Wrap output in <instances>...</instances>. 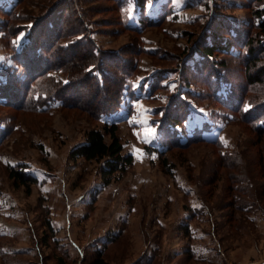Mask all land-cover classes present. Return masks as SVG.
Here are the masks:
<instances>
[{
    "label": "rangeland",
    "instance_id": "1",
    "mask_svg": "<svg viewBox=\"0 0 264 264\" xmlns=\"http://www.w3.org/2000/svg\"><path fill=\"white\" fill-rule=\"evenodd\" d=\"M56 1L22 0L17 35L0 29V264H88L98 250L108 264H264V131L217 99L243 92L244 61L229 58L228 68L201 77L210 61L194 54L185 74L177 56L212 24L226 37L219 17L248 21L264 1L247 8L242 0H146L147 17L160 21L139 33L123 28L119 14L140 24L136 0L67 2L64 28L65 16L82 20L102 54L116 50L117 61L137 63L120 95L116 88L121 106L112 112L97 110L103 91L89 76L78 80L76 69L49 66L30 79L21 59L36 52L31 27ZM14 2L0 0V25ZM263 68L264 54L256 69ZM71 79L79 104L58 94ZM255 86L244 110L264 100V79ZM113 123L133 159L106 184V159L73 158L72 150L88 129ZM196 132L201 137L189 139ZM10 166L36 178L30 190L16 184Z\"/></svg>",
    "mask_w": 264,
    "mask_h": 264
},
{
    "label": "trees",
    "instance_id": "2",
    "mask_svg": "<svg viewBox=\"0 0 264 264\" xmlns=\"http://www.w3.org/2000/svg\"><path fill=\"white\" fill-rule=\"evenodd\" d=\"M22 0H17L14 2L12 7L9 9H3V14L5 19L1 22L0 29L4 30L5 37L13 38L22 28L21 25H17L16 21L19 20L17 17V8ZM139 6V22L140 24L127 25L122 21V16L120 14V24L129 31H135L137 33L142 32L141 29L145 25H150L156 23L160 20H151L147 17L146 0H136ZM264 0H242V6L247 8L254 3H262ZM72 3V0H60L53 2L49 5V8L45 10L44 14L40 17L35 24L32 25L30 30V38L32 40L31 50L36 51L33 55H25L21 61L24 64V67L30 72V79L34 80L40 78L42 74L46 71L49 66H64L67 71H72L76 69V76L78 80H83V75L89 76L93 80V88H96L98 91H103L102 99H106V103L102 105H97L99 109H104L107 112H112L121 106L119 101V96L117 98V89L119 88V95L122 93L123 89L127 84V78L131 75L132 72L136 70L137 63L132 61V58L122 59L117 61V52L113 50L107 54H102L101 46L93 42L91 30L87 25L82 21L78 20V23H74V19H70V15L65 16L66 26L64 28L65 22L60 23V17L62 14L68 10L69 3ZM120 4V1H117L115 6ZM167 4V3H165ZM235 2V6H237ZM62 5V6H61ZM168 5V4H167ZM2 6V5H1ZM48 7V6H47ZM2 8V7H0ZM118 11L119 8L117 7ZM165 11H162L164 14ZM264 7L255 8L252 12L251 18L247 21H240V23H235L231 20L220 19L222 28H225L226 37L222 38L223 32H218L212 28L209 31H204L203 34L197 37L194 42L188 47L183 48L181 53H178L177 56L181 57L182 72L185 74L189 71V64L187 61L195 56L194 54L198 53L202 59H207L210 63L205 64V67L200 68L197 75L208 77V75L213 74L215 68H228L229 58L239 61L240 59L244 61L241 64L244 66V81L243 82V92H236L233 94V97L230 99H224L223 97H214L221 101V103L226 106L229 110L241 114L244 121H249L253 123L256 127V130L259 132L264 131V124H258L257 120L259 118H264V100L253 102L250 104L252 107L249 109H243L245 106V100L247 94L250 90H256V84L260 83L264 79V68L257 70L256 67L259 66V63L264 54ZM164 17V16H162ZM149 18V19H147ZM260 18V20H259ZM16 19V20H15ZM65 29V31H63ZM255 29L254 31H252ZM191 35V34H190ZM192 36V35H191ZM91 39H90V38ZM86 38L88 41H86ZM88 45L87 51L79 49V46ZM235 44L240 48L238 54L232 53L230 50L231 46ZM26 50V49H25ZM70 50V54L66 55V52ZM143 49L140 46V51ZM146 50V49H144ZM27 51V50H26ZM86 53H83V52ZM139 51V52H140ZM28 52V51H27ZM73 52V53H72ZM147 52V51H146ZM47 53L49 56H44ZM218 53L223 54L227 59L216 60L213 57H216ZM119 55V54H118ZM196 55V56H199ZM185 56V57H184ZM184 57V58H183ZM197 60V58H193ZM125 61H127L125 63ZM205 61V60H204ZM186 62V63H185ZM195 64V63H194ZM210 64V65H209ZM191 68H194L192 64ZM199 65V61H198ZM195 71L191 70L190 73ZM189 73V72H188ZM196 76V73H194ZM164 76V75H161ZM236 78L240 81V75L235 74ZM26 81V86H30V82ZM23 84V85H24ZM73 80H68L67 82L61 83L60 87L57 88L58 94L67 98V101L70 100L73 103L79 104L82 100L77 96L76 92L71 90ZM21 87V86H20ZM156 87V86H155ZM19 88V87H18ZM115 91V92H114ZM257 93H253L255 96ZM111 95H113V100L111 102ZM251 96L250 99H253ZM117 98V99H116ZM75 104V105H76ZM249 104V103H248ZM106 105V106H105ZM96 113V110L94 109ZM175 119V120H172ZM173 124L180 123V120L176 116H171ZM178 120V121H177ZM172 128H174L172 126ZM105 130L102 131L98 128H90L86 132L85 142L77 145L72 150V157L78 158L80 156L85 157L88 160H105L106 159V168L102 170V175L104 182L108 184L112 178V174L116 170H125L127 164L131 163L133 156L131 154L123 155V144L118 134V124L113 123L111 126L106 125ZM186 132H188L186 130ZM106 134L109 135L110 139L107 140ZM189 139L201 137V135L196 132V137L191 136V133H188ZM172 139L173 135H168ZM177 141L174 139L172 142ZM163 164H166L167 157H163ZM9 175L13 178L16 184L19 186L21 184L26 185L28 190L33 183L36 182L34 176L27 175L24 171L16 169L12 166L9 167ZM46 225L51 229L53 228L51 222L48 220ZM88 264H108L102 250H98L95 253L94 258Z\"/></svg>",
    "mask_w": 264,
    "mask_h": 264
}]
</instances>
